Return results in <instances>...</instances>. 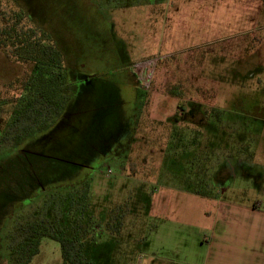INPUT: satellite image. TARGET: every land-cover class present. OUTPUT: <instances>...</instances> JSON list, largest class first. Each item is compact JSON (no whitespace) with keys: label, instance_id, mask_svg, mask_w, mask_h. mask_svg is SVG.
I'll list each match as a JSON object with an SVG mask.
<instances>
[{"label":"rangeland","instance_id":"1","mask_svg":"<svg viewBox=\"0 0 264 264\" xmlns=\"http://www.w3.org/2000/svg\"><path fill=\"white\" fill-rule=\"evenodd\" d=\"M149 1L2 0L0 12L24 8L28 25L31 17L52 34L72 89L65 112L30 141L52 157H31L41 166L32 180L47 189L20 190L25 155H7L12 146L1 143L0 193L22 197L13 205L23 206L15 213L23 226L57 208L60 189L89 173L77 171L85 162L96 168L79 188H88L96 229L92 264H228L230 248L264 237V180L260 189L252 178L264 179V0ZM25 69L0 47V80ZM182 129L206 151L228 131L204 166L209 195L195 191V162L170 148ZM248 134L255 156L220 166L238 158L233 150ZM7 200L0 195V212ZM221 201L230 204L223 210ZM17 231L0 242V264H13L5 246L19 241ZM60 243L45 236L29 264H62Z\"/></svg>","mask_w":264,"mask_h":264},{"label":"trees","instance_id":"2","mask_svg":"<svg viewBox=\"0 0 264 264\" xmlns=\"http://www.w3.org/2000/svg\"><path fill=\"white\" fill-rule=\"evenodd\" d=\"M1 2L2 0L0 10ZM0 13L1 46L11 49L12 59L26 67L24 73L7 84V88H12L14 93L0 92V144H11V149L21 150L31 147V138L65 112L72 89L68 76L70 73L64 54L54 42L52 34L41 29L39 35L33 24L28 25L27 12L12 10L7 14L3 10ZM188 134L187 129L174 130L171 133L170 148L180 147L181 153L190 158L192 164L195 162V191L201 195H209V183L205 178L208 167L204 169V166H207L206 160L214 152L202 149L199 137L194 135L190 138ZM126 150L129 151L127 148ZM127 151L122 152L125 155ZM108 155L112 156V153ZM193 158L195 159L192 160ZM189 163L187 162V166ZM83 168L88 169L89 173L96 169L85 162L80 166L77 164V171ZM89 173H84V177L77 180L76 185L62 188L57 208L49 207L52 209L51 213L22 226L19 231L21 238L11 245L13 264H29L39 253L40 243L45 236L61 242L62 264H92L86 258L96 232L91 225L92 212L87 213L86 210L91 205L87 190L89 184L86 183ZM84 185L87 187L79 189Z\"/></svg>","mask_w":264,"mask_h":264},{"label":"flooded vegetation","instance_id":"3","mask_svg":"<svg viewBox=\"0 0 264 264\" xmlns=\"http://www.w3.org/2000/svg\"><path fill=\"white\" fill-rule=\"evenodd\" d=\"M162 0H159V1H157V0H150L149 1V3H151V4H154V3H157V2H161ZM16 11H24L25 13L27 12L26 11V9H24V8H20L19 10H16ZM28 14V13H27ZM35 16H36V14H35ZM31 18V17H30ZM30 18H28V20H30V21H32L33 22V25H34V27L36 28V30H37V32H38V34L40 35V30L42 29V26L41 25H39V23L38 22H36V21H33L32 19H30ZM36 19V18H35ZM25 22V21H24ZM0 47L4 50V57L6 58V59H8V60H11V62H14V63H17V64H21V65H23L22 63H20V62H15L13 59H12V57H11V54H12V50L11 49H9L8 47H5V46H1V43H0ZM19 75H17V76H13L11 79H9V80H0V92H2V93H4V92H6V91H9V92H13V89L12 88H7V84L10 82V81H12L13 79L15 80L17 77H18ZM14 93V92H13ZM3 106H5V105H3ZM9 107L11 106V105H8ZM200 106V108H201V104L199 105ZM199 108V109H200ZM4 109H5V107H4ZM3 109V110H4ZM198 109V108H197ZM3 110H2V116L4 115V112H3ZM184 110H183V112L181 111L179 114H180V116L182 117V119H183V115H184ZM200 112L201 113H204L203 111H202V108L200 109ZM62 115V114H61ZM60 117V116H59ZM59 117H57V118H59ZM56 118V119H57ZM176 119H178V118H176ZM202 122H203V119H202ZM212 124H213V121H210ZM210 122H208V124L206 125V127L209 125V124H211ZM212 124H211V126H212ZM229 134H228V131H226V133H224V135L220 138L218 135H216V138H214V137H212V139L210 140V146L208 147V149L209 150H216V149H218L219 151L221 150L220 149V145L222 144V143H224L223 142V140H226L227 139V136H228ZM244 137V136H243ZM250 136H249V134L248 135H246L243 139H245V138H247V140H246V142L243 144V142L242 143H240L238 146H236V149H234L233 151H236L235 153H237V156H238V158L235 160V159H228V158H224L223 159V161H222V163L220 164V166L222 165V164H224V163H226L228 166H230L231 168H232V165H234V163L236 162V161H238L240 164H243V162H248V161H250L251 160V158L252 157H254L255 155L254 154H256L254 151L252 152L251 150H252V136L249 138ZM238 143V142H237ZM226 144V143H225ZM219 145V146H218ZM31 147H26V148H23V149H17V148H14V149H11V151H5V152H7V155H9V154H14V153H17V154H19L21 151V153H22V156L23 155H25L24 156V158H19V160L17 161L18 162V164H19V168H22V170L21 171H23V173L24 174H26L27 176H29V179L27 180V186L26 185H24V186H20V190H24V189H26V190H28V192L30 193V192H33L34 190H36V191H39L40 189H43V190H45V189H47V186L48 185H46V183H47V181H45V182H39L38 180H36V182H34V179L32 180V174L34 173V171H38L39 170V168L41 167V166H39V164L36 162H34V160H32L31 159V157H34V156H39V157H41L42 159H44V160H51L52 159V157H49V156H44V151H35L34 149H33V147H32V145H30ZM214 148V149H213ZM207 149V150H208ZM5 152H3V153H5ZM230 152V151H229ZM247 153H250V154H247ZM244 154H246L247 155V157L249 158V159H245L244 157H243V155ZM235 156V155H234ZM27 161V162H26ZM25 162V163H24ZM53 165V164H52ZM91 166V165H90ZM55 167V166H54ZM92 168H95L93 165L91 166ZM41 169V168H40ZM57 169V168H56ZM58 170V169H57ZM219 170V169H218ZM32 180V182H30ZM6 182H7V180H6ZM30 183H32V184H30ZM29 185V186H28ZM26 186V187H25ZM219 186H221V184L219 185ZM221 187H223V186H221ZM17 188V186L15 187V189ZM31 190H30V189ZM58 189H60V188H58ZM61 190H62V188H61ZM27 192V191H26ZM0 195H4L5 196V198L6 199H8L7 200V203L8 204H3L2 205V209H1V212H0V234H1V236H0V242H2V241H5V243L7 244L8 242L7 241H12L13 239H15L16 238V236L14 237V234H12L13 232L15 233L17 230V234L19 233V235H20V230H22V226H16V224H17V222H16V216H15V213L21 208V207H23V206H21L20 208L19 207H15L14 205H13V201H16V200H18V199H21V198H19L20 197V195L18 194V193H14V192H7V193H0ZM26 195H27V193H26ZM29 199H31V200H29ZM27 200L29 201V203H30V201H32L33 200V198L31 197V198H27ZM28 204V203H27ZM26 205V204H25ZM24 205V206H25ZM13 221H15V224H13V226H15V231H14V228H12L13 229V232H12V229L10 230L9 228H8V224L9 223H12ZM24 226V225H23ZM10 230V231H9ZM10 232H12L11 234H10ZM13 235V236H12ZM7 238L9 239V240H7ZM4 243V242H3ZM8 247V246H7ZM6 246H5V248L7 249V250H9V252H10V254H13V249L11 248V246H9L8 248H7Z\"/></svg>","mask_w":264,"mask_h":264},{"label":"crops","instance_id":"4","mask_svg":"<svg viewBox=\"0 0 264 264\" xmlns=\"http://www.w3.org/2000/svg\"><path fill=\"white\" fill-rule=\"evenodd\" d=\"M252 173H255V170H252ZM252 176V175H251ZM252 178L256 181L257 184H260V189L262 188L261 184L262 180H264L262 178V176L258 175L255 177L254 175L252 176ZM221 203V207L223 210V206H229L230 203L221 201L219 202ZM220 208H217L216 211H219ZM264 218V217H263ZM225 229V228H224ZM224 229H218L215 232L219 233V231L221 232V238L224 239V235L223 231H225ZM264 235V233H263ZM249 237V234H248ZM247 241L243 244H239L238 247L236 246L235 248H230L229 249V262L228 264H264V237L262 239L261 242H249L248 238L246 239ZM214 262V261H213ZM221 261H217L214 262V264H221Z\"/></svg>","mask_w":264,"mask_h":264},{"label":"built area","instance_id":"5","mask_svg":"<svg viewBox=\"0 0 264 264\" xmlns=\"http://www.w3.org/2000/svg\"><path fill=\"white\" fill-rule=\"evenodd\" d=\"M144 66V65H143ZM145 67V66H144ZM141 82H142V80H141ZM145 88H148V86H149V83H147V84H142Z\"/></svg>","mask_w":264,"mask_h":264}]
</instances>
